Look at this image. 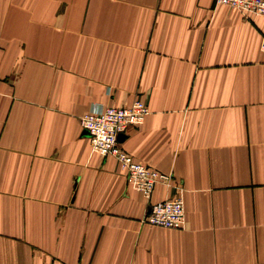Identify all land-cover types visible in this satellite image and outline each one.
Here are the masks:
<instances>
[{
    "label": "crops",
    "instance_id": "1",
    "mask_svg": "<svg viewBox=\"0 0 264 264\" xmlns=\"http://www.w3.org/2000/svg\"><path fill=\"white\" fill-rule=\"evenodd\" d=\"M263 35L214 0H0V264H264ZM136 100L122 148L182 186L181 230L80 126Z\"/></svg>",
    "mask_w": 264,
    "mask_h": 264
},
{
    "label": "built area",
    "instance_id": "2",
    "mask_svg": "<svg viewBox=\"0 0 264 264\" xmlns=\"http://www.w3.org/2000/svg\"><path fill=\"white\" fill-rule=\"evenodd\" d=\"M233 12L244 16H264V0H214ZM259 48L264 54V35ZM148 106L141 100L123 108L97 106L84 114L80 126L87 134L92 153L114 158L125 173L130 188L141 193L146 200L161 185L174 189V196L149 204L142 219L145 225L181 230L185 226L184 190L175 182L172 174L161 173L151 166L136 161L122 148L121 139L127 132L141 125L149 115Z\"/></svg>",
    "mask_w": 264,
    "mask_h": 264
}]
</instances>
